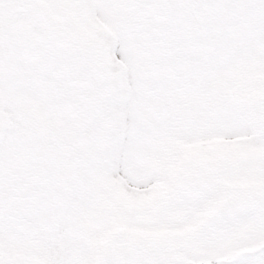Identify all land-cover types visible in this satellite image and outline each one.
<instances>
[{
  "label": "snow or ice",
  "instance_id": "obj_1",
  "mask_svg": "<svg viewBox=\"0 0 264 264\" xmlns=\"http://www.w3.org/2000/svg\"><path fill=\"white\" fill-rule=\"evenodd\" d=\"M0 264H264V0H0Z\"/></svg>",
  "mask_w": 264,
  "mask_h": 264
}]
</instances>
